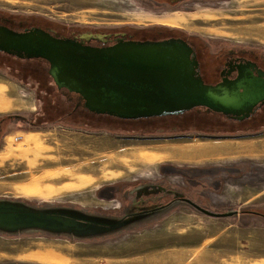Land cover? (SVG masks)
Returning a JSON list of instances; mask_svg holds the SVG:
<instances>
[{
	"label": "rangeland",
	"instance_id": "obj_1",
	"mask_svg": "<svg viewBox=\"0 0 264 264\" xmlns=\"http://www.w3.org/2000/svg\"><path fill=\"white\" fill-rule=\"evenodd\" d=\"M157 1L0 0V11L30 16L35 26L64 37L178 28L210 41V63L223 44L264 50V0ZM59 26L70 28L68 35L59 34ZM8 61L0 59V117L25 121L0 124V199L112 219L136 213L139 220L90 239L0 233V264H264V176L231 173L263 172L264 108L244 122L202 109L122 120L80 108L33 126V116L55 104L47 65L32 62L24 69ZM70 173L78 178L69 180ZM180 195L209 211L237 215L214 218L167 203ZM144 198L164 206L141 209Z\"/></svg>",
	"mask_w": 264,
	"mask_h": 264
},
{
	"label": "water",
	"instance_id": "obj_2",
	"mask_svg": "<svg viewBox=\"0 0 264 264\" xmlns=\"http://www.w3.org/2000/svg\"><path fill=\"white\" fill-rule=\"evenodd\" d=\"M91 38L103 44H91ZM108 38L64 37L41 28L15 31L0 25V52L44 61L56 88L79 95L76 107L96 116L138 120L205 109L241 121L264 104V72L259 69L254 76L242 67L234 82L210 85L200 75L194 49L182 39L132 40L120 34L106 44ZM191 205L209 217L237 215ZM137 217L134 213L112 219L72 208H39L0 199V233L8 235L36 231L90 239L123 230Z\"/></svg>",
	"mask_w": 264,
	"mask_h": 264
},
{
	"label": "flooded vegetation",
	"instance_id": "obj_3",
	"mask_svg": "<svg viewBox=\"0 0 264 264\" xmlns=\"http://www.w3.org/2000/svg\"><path fill=\"white\" fill-rule=\"evenodd\" d=\"M163 1H166L167 4H169L171 6H175V5H178V4H180L184 1H187V0H163ZM154 2H155L154 4H160L161 3L160 1H157V0H154ZM0 25L8 27L7 25H4L2 22H0ZM34 27L35 28H41L43 30H48V29H44V28L38 27V26H30V27H25L22 29H15V28H11V27H8V28L15 30V31H23L25 29L34 28ZM114 34H111V36L109 35V38H108V41L106 44H112L114 39L117 36H119V34H117V35H114ZM122 34H124V38H126V39L139 40L137 38H133V36L131 34H128V33L127 34L122 33ZM90 36L92 37L94 35H90ZM72 37L79 38L80 35H75ZM95 37H97V36H95ZM168 38L182 39L183 41L188 43L194 49V51L196 53L197 60L199 62L200 75L202 76V79L204 80V82L206 84L214 85V84H218L220 82L232 83L240 76V68H242V67L243 68H246V67L249 68L254 76L257 75L258 69L264 72V50H260L258 48L256 49L253 47H244V46H239V45H233L230 47L229 45L227 46L226 44H223L220 47L214 48L215 49L214 53L216 54V56H215L214 61L211 60L212 62L210 63L207 60V57H209V55H207V54L213 53L212 52L213 49H211L212 46L210 45V41L204 40L203 38H201V37H199L193 33L188 34L187 32H185L183 30L181 31V29L172 28V29H167L165 35H160L154 39H144V40H163V39H168ZM89 43L94 44V45L103 44L100 41H98L97 39H93V38H91ZM263 108H264V104L261 105L259 108H257V110L254 112V114H252L250 117L245 118L241 121L234 120L231 118H227L221 114L208 112L205 109H202L200 111L219 115V116L224 117L230 121L244 122V121L251 120V118L258 111H261ZM192 111H194V110H192ZM189 112H191V111H189ZM186 113H188V112H186ZM262 120H261V122H263ZM258 133L259 132H256V133H252L250 135H258ZM237 135L238 134L229 135V136L234 137ZM205 136L213 138V137H221V136L225 137L228 135H222V134L217 135L216 133H208ZM238 136H240V135H238ZM161 193H164V191ZM172 198H174L173 195H172ZM144 200H147V199L144 198ZM169 202H170V204H172V203H174V204L175 203H183V204H186L192 208H194V207L191 205V203H194L197 206H199L197 203H195L189 197L184 196V195L177 196L176 199L172 200V202L170 200L167 203H169ZM163 203H164V201L161 199L154 200V201L147 200L145 204H142L144 206H138V207L141 209L148 208V207H154V206L155 207L156 206L163 207L164 206ZM255 214L258 215L257 213L254 212V215Z\"/></svg>",
	"mask_w": 264,
	"mask_h": 264
},
{
	"label": "trees",
	"instance_id": "obj_4",
	"mask_svg": "<svg viewBox=\"0 0 264 264\" xmlns=\"http://www.w3.org/2000/svg\"><path fill=\"white\" fill-rule=\"evenodd\" d=\"M38 20L41 22H44L42 21V19H38ZM0 22H2L4 25H7L8 27L15 28V29H22L25 27L35 26L34 19H32L30 16H22L19 14H11V13L2 12V11H0ZM58 28L60 29L58 30L59 34L68 35L65 33V30H69L70 28H67L64 26L63 27L59 26ZM127 33L131 34L133 38H137L141 40L154 39L160 35L166 34L165 31L153 30L150 28L146 30H139V29L133 28V30L128 31ZM0 59H6L7 61L9 60L8 61L9 63L12 62L14 64H17L18 66L22 65L21 67L24 69H26L24 66H28L30 63L32 64V62H34V64H39V65L45 64L46 65L44 61L35 60V59H31V60L19 59L14 56L7 55L1 52H0ZM46 77L50 81L49 84H50L51 90L49 91H50V94L55 98L53 99L55 101V104L46 105L49 110H46L47 112L45 114H42L43 111L42 112L38 111L35 114L36 117L33 116L34 120L31 121V125L33 126H39V127L46 126L48 124V122H46L47 120L55 121V119H60L62 117H70L78 109H80V107H76V104L81 101L79 95L74 94V93H65V94L62 93L56 88L55 84L53 83V80L49 77L47 72H46ZM46 106H45V109H46ZM50 110H54L55 112L49 114ZM12 119L25 121L24 117H20L17 115H7V116L0 117V124H2L3 122H10Z\"/></svg>",
	"mask_w": 264,
	"mask_h": 264
},
{
	"label": "crops",
	"instance_id": "obj_5",
	"mask_svg": "<svg viewBox=\"0 0 264 264\" xmlns=\"http://www.w3.org/2000/svg\"><path fill=\"white\" fill-rule=\"evenodd\" d=\"M250 172V173H249ZM249 172H244L243 170H241L240 168H233L232 169V171H231V173L233 174V173H236L235 174V176H237V177H239L240 176V178L241 179H245V178H249V175L250 174H252V175H255V176H264V170H263V172H261V173H259V172H254V171H249ZM72 175H77L76 177L78 178V174H75V173H70L68 176H70L71 178L69 179V180H71V181H73V180H75L74 179V176H72ZM241 182L242 183H245V184H248V183H250L251 182V180H241ZM260 193H256V194H253L252 196H250L249 198H248V200H247V202H251V201H254V200H256V198H258V195H259ZM246 202V203H247ZM245 228H249L250 226H244ZM250 228H253V227H250ZM254 229V228H253ZM197 264H199V263H197ZM201 264H204V263H201ZM213 264H216V263H213Z\"/></svg>",
	"mask_w": 264,
	"mask_h": 264
}]
</instances>
